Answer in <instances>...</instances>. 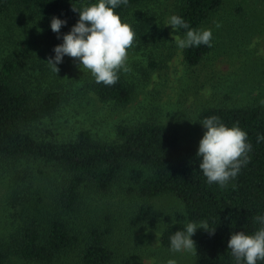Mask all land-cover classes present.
Instances as JSON below:
<instances>
[{"label":"trees","instance_id":"trees-1","mask_svg":"<svg viewBox=\"0 0 264 264\" xmlns=\"http://www.w3.org/2000/svg\"><path fill=\"white\" fill-rule=\"evenodd\" d=\"M78 1L0 0V164L5 170L23 161L37 162L30 174L28 169L17 170L10 184L7 200L16 212V225L0 235V264H11L13 257L40 264H72L74 254L77 264H110L114 259L108 242L112 217L97 215L92 200L111 191L122 177L130 182L129 194L142 201L132 224L172 221L150 201L173 195L182 202L184 212L177 213L165 228L161 244L170 248V237L176 231H183L189 222L206 221L208 230L215 231L205 230L200 236L198 263L236 264L228 240L240 231L253 234L261 227L254 218L264 216V140L257 142L258 136H264V105L217 106L201 112L202 120L218 116L228 127L238 125L252 145L250 161L225 188L207 182L199 169L198 150L180 144L176 126L151 121L122 124L117 129L119 139L112 142L97 140L88 130L65 141L39 135L33 126L55 114L63 96L43 78L44 65L32 55V43L54 52L79 20V13L73 11L81 10ZM157 3L129 0L114 9L135 33L130 51L149 47L151 52L161 49V56L164 49L176 47L173 40L168 43L162 28L165 12L150 7ZM223 4L224 0H179L169 15L199 29ZM53 17L67 21L60 33L51 30ZM177 33L185 35L186 30ZM25 39L29 54L23 55L20 45ZM210 50L205 45L184 49L185 61L190 67L198 66ZM162 62L156 57L150 65L162 68ZM89 80L86 89L103 102L126 106L133 100V88L121 73L114 86L97 84L94 77Z\"/></svg>","mask_w":264,"mask_h":264},{"label":"rangeland","instance_id":"rangeland-1","mask_svg":"<svg viewBox=\"0 0 264 264\" xmlns=\"http://www.w3.org/2000/svg\"><path fill=\"white\" fill-rule=\"evenodd\" d=\"M157 1L150 7L153 11L165 12L162 28L169 36L168 43L173 40V35L183 38L184 35L174 33L171 25L165 26L171 9L179 0ZM78 2L82 10L98 0ZM142 12L147 14L143 9ZM217 22L221 25L219 28L216 27ZM204 29H211L213 46L201 64L195 67L186 63L184 49H179L177 45L171 50L164 49L161 56L158 54L161 49L151 52V48L146 47L137 53L128 50L127 66L130 71L120 73L132 86L134 97L126 106L103 102L93 91L86 89L93 76L83 66L79 67V62L72 57L65 55L62 62L64 68L60 63L57 65L59 72H54L46 61L54 58L55 53L33 41L32 55L44 65L43 78L63 96L57 112L42 119L33 128L39 135L58 141L75 139L81 130H88L95 139L112 142L119 139V125L151 121L176 126L180 144L193 145L198 150L206 131L200 123L201 112L205 108L264 105V0H224L223 7L199 28ZM27 39L29 41L30 37ZM26 41L20 45L23 55L29 54ZM40 51L43 53L39 56L37 53ZM156 57L163 60L165 65L162 68L150 65ZM21 163L24 164L7 166L5 170L0 164V235L16 225V212L7 200L16 171L28 169L30 174V170L37 167L36 161ZM17 179L22 182V179ZM129 187V180L122 177L111 191L92 200L97 215L105 217L109 214L112 217L108 242L114 250V259L110 264H167L170 259L176 264H199L196 253H173L161 244L165 228L173 222L177 213L184 212L182 202L173 195L151 199L154 207L169 215L172 221L160 219L135 226L132 219L142 201L129 194ZM204 231L198 228L191 237L196 250ZM71 260L72 264L78 263L75 254ZM10 263L40 264L19 257H13Z\"/></svg>","mask_w":264,"mask_h":264},{"label":"clouds","instance_id":"clouds-1","mask_svg":"<svg viewBox=\"0 0 264 264\" xmlns=\"http://www.w3.org/2000/svg\"><path fill=\"white\" fill-rule=\"evenodd\" d=\"M129 0H98L82 10L73 8L79 13V20L71 30L63 35V43L55 46L54 58L50 57L46 62L56 73L59 72L58 64L63 62L65 55L74 58L91 72L97 84L114 86L119 80L121 71L127 73L128 50L133 47L135 33L130 25L122 23L121 17L114 11L121 4L127 5ZM66 20L53 17L51 30L60 33ZM171 25L176 33L179 29H185L183 38L173 35L179 49L199 47L205 45L209 48L212 44L211 29H193L185 20L177 15H172L165 26ZM221 25L217 22L216 27ZM206 131L199 142L196 155L201 157L199 169L206 177L209 184L216 183L221 188L228 186L230 180H234L241 168L249 161L248 155L252 145L248 142V136L238 125L226 126L218 116H211L200 122ZM264 140V136H258L257 142ZM261 227L253 234H245L240 231L231 235L227 242V248L235 258L236 264H257L264 261V216L254 218ZM198 228H203L210 234L214 230H208L206 221L199 225L189 222L186 228L176 231L170 237V251L196 253L195 241L191 237ZM158 243V241H156ZM167 264H176L170 259Z\"/></svg>","mask_w":264,"mask_h":264}]
</instances>
